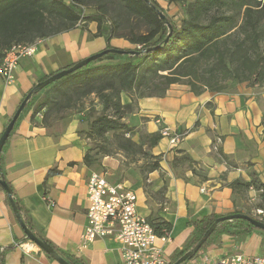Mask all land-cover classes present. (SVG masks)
I'll use <instances>...</instances> for the list:
<instances>
[{
    "label": "crops",
    "instance_id": "crops-1",
    "mask_svg": "<svg viewBox=\"0 0 264 264\" xmlns=\"http://www.w3.org/2000/svg\"><path fill=\"white\" fill-rule=\"evenodd\" d=\"M96 33L97 24L88 22L45 39L34 57L21 60L13 85L6 86L0 78V136L26 95L43 78L108 49L106 39ZM130 45L124 39L110 42L117 49ZM122 103L131 104V97L123 94ZM86 111L70 112L48 126L42 124L40 115L32 121L33 110L23 113L5 148L4 174L13 198L22 202L36 229L60 250L87 264H120L119 245L112 240H97L81 248L89 207L88 180L98 172L84 162L87 143L80 130L86 123ZM125 122L137 130L138 140L140 135L159 134L162 127L183 135L177 147L162 137L149 148L153 156H161V170L143 178L136 174L135 183L111 180L118 163L110 157L103 161V173L110 182L123 183L137 193L141 215L173 225L171 241H158L169 260L195 236L189 220L212 214L223 217L241 209L230 183L250 181L253 172L264 183V84L230 82L225 92L199 95L187 85L175 84L164 97L137 99ZM214 141L228 156V163L213 151ZM180 151L198 163L196 170H204L208 180L203 181L188 167L178 169L180 176L175 174L172 163L181 157ZM144 182L150 186L148 191ZM246 197L247 205L254 204L261 200V192L251 189ZM243 237L246 239L241 243L240 238L222 235L194 258L207 252L218 258L264 255V234L254 232ZM0 264H59L26 242L2 188Z\"/></svg>",
    "mask_w": 264,
    "mask_h": 264
},
{
    "label": "trees",
    "instance_id": "trees-1",
    "mask_svg": "<svg viewBox=\"0 0 264 264\" xmlns=\"http://www.w3.org/2000/svg\"><path fill=\"white\" fill-rule=\"evenodd\" d=\"M68 1L69 3L67 0H0V66L6 51L13 46L32 44L37 40L70 32L79 27L80 23L95 22V36L104 37L108 49L113 48L110 46L113 39H124L134 45L136 48L131 50L133 55L108 54L37 92L23 113L30 111L41 94H44L45 100L35 106L32 121L44 111V126H48L53 120L66 118L70 112L87 110L85 122L88 124L89 137L101 139L108 144L114 143L116 149L131 158L132 162L145 160L142 167L145 177L161 170V156H153L146 149L156 146L162 136L160 133L145 134L140 135L139 142L132 139L134 128L123 123L122 119L131 112L137 99L164 97L175 84L187 85L194 94L199 95L205 91L225 92L230 82H248L251 86H261L264 83V0H168L170 4H186L187 17L182 19L180 25L165 13L157 0ZM152 5L167 16L172 32ZM84 10L93 13L83 16ZM136 19L146 24L145 33H136ZM123 94L131 97V104L123 105ZM93 97L95 99L87 108L86 101ZM96 106L101 110L97 111ZM22 114L0 155V182H6L11 190L4 174L5 148L14 135ZM109 133L114 134L113 140L107 138ZM215 145L217 150L213 151L228 163V156L222 153L216 141L213 148ZM104 153L105 156L111 155V151L106 148ZM179 154H182L181 157L174 159L172 163L177 176H180V169L188 167L194 175H200L203 181L208 180L204 170L201 173L196 170V161L182 151ZM84 162L90 168L95 165L89 152L86 153ZM250 176V181L238 179L229 186L235 196L242 200L247 198L251 189L260 191L262 204L259 208L264 210V183L257 173L253 172ZM14 202L22 221L37 238L52 246L69 264H87L63 252L47 239L36 229L22 202L17 198H14ZM8 204L11 207L9 198ZM236 213L251 215L241 210H236ZM219 218L220 216L212 214L189 220V224L194 227L195 236L170 264H174L191 250ZM261 221L264 222V219L261 218ZM150 222L160 237L164 231H172L173 225L169 222ZM258 231L246 220L223 222L200 252L213 245L215 239L222 235L241 238ZM26 242L30 241L26 239Z\"/></svg>",
    "mask_w": 264,
    "mask_h": 264
},
{
    "label": "built area",
    "instance_id": "built-area-1",
    "mask_svg": "<svg viewBox=\"0 0 264 264\" xmlns=\"http://www.w3.org/2000/svg\"><path fill=\"white\" fill-rule=\"evenodd\" d=\"M85 13L84 10L83 16ZM43 41L15 45L6 51L0 66V78L6 86L15 83L21 60L34 57ZM160 134L168 138L173 147L183 140V135L169 127H162ZM213 150H217L216 145ZM88 200L87 225L81 237L82 249L97 240H112L119 245L120 264L171 263L158 245V241L170 242L171 232L164 231L161 237L156 234L150 220L140 214L138 195L133 189L123 183L110 182L103 172H94L88 180ZM258 214H263V211L259 210ZM186 264H264V255L237 254L218 258L207 252Z\"/></svg>",
    "mask_w": 264,
    "mask_h": 264
},
{
    "label": "water",
    "instance_id": "water-1",
    "mask_svg": "<svg viewBox=\"0 0 264 264\" xmlns=\"http://www.w3.org/2000/svg\"><path fill=\"white\" fill-rule=\"evenodd\" d=\"M146 1L149 2V0H146ZM152 8L157 11V13L160 16V19L168 25L170 32H172V26L169 24V22L167 20V16L163 12H161L160 10H157V8L154 5H152ZM108 54H119V55L131 54V55H133L134 52L133 51H126V50H122V49H117V48H109V49H106V50H104L98 54L92 55L91 57H89L87 59L80 61L79 63L73 65L69 69H64V70L58 71L54 75L49 77L48 79L41 81L38 84H36L31 89V91L26 95L24 100L21 102L17 111L15 112V114L13 115L11 120L9 121V123L6 126L2 135L0 136V155H1V152H2V150L6 144L7 140L9 139L11 132L13 131V129L15 127L16 122L20 118L23 111L26 109V107L29 104V102L31 101L32 97L37 92L46 89L47 87L53 85L54 83L62 80L65 77H67L68 75L77 72L78 70L88 66L92 62H95V61L103 58L104 56H106ZM0 185H1L2 189L6 192L8 198L10 200V204H11V207H12L13 212L15 214V217L18 220L22 229L24 230L25 235H26V239H28L30 242H32L34 245H36L45 254L49 255L57 263L69 264L64 258H62L55 251V249L52 246H50L48 243L43 242L42 240L37 238L29 230V228L24 224V222L22 221V219L20 217L19 211H18V209L15 205V202H14V198H13L11 188L9 187V185L6 182H0ZM236 220H246L252 226H254L257 230L264 232V222L261 220H257L255 218L251 217L250 215L236 213V214H231V215L220 217L206 231V233L199 240V242L191 250H189L182 257H180L174 264H183L187 260L193 259L195 256H197L200 253L202 247L205 245V243L208 241V239L211 237V235L215 232V230L219 227V225H221L223 222H232V221H236Z\"/></svg>",
    "mask_w": 264,
    "mask_h": 264
},
{
    "label": "rangeland",
    "instance_id": "rangeland-1",
    "mask_svg": "<svg viewBox=\"0 0 264 264\" xmlns=\"http://www.w3.org/2000/svg\"><path fill=\"white\" fill-rule=\"evenodd\" d=\"M157 2H158V4H160L163 7L162 8L160 6L165 11V13L168 16H170L171 18H173V20L178 25L181 24L182 19L187 17L186 12H185L186 4H170L168 0H157ZM90 13H93V11H86L85 15L86 14L88 15ZM134 29H135L136 33L142 34V33H145L147 31V26L142 20L136 19L135 20V28ZM135 48L136 47L134 45H130V47L128 49H122V50H127V51L130 50L131 51V50H134ZM263 50H264V44H263ZM94 99L95 98L93 97V98H91V100L89 99V100L86 101V107L87 108L90 107L91 101L94 100ZM44 100H45V96H44V94H41L36 99V101L34 103V106H32L30 108V110H34L35 106L39 105ZM95 109L97 111L101 110V108L99 106H96ZM43 114H44V111L42 113H40L39 115L43 116ZM86 114H87V112L85 113V115ZM129 114L130 113L126 114V117H128ZM125 118L122 119L123 123H127V122H125ZM54 121H58V120H53L51 122H54ZM133 124L134 123L132 122V125ZM88 131H89L88 124L85 123L83 125V127L81 128L80 133H81L82 138L87 143V152L90 153V155H91V157H92V159L94 161L95 171L104 172L105 168L103 167V161H104V159L106 157H110V158L116 160L117 163H118V170L113 175L114 177L110 176L111 180H113L115 182H124V179H127V180H130V182L135 183L134 182L135 181V176L134 175H136V174L140 175V176H142L141 178L145 177V174H143V171H142V167H143V165L145 163V160L140 159L137 162H132L131 158H128L124 153H122V152H120V151H118L116 149L114 143L108 144V143L104 142L101 139L90 138L89 135H88ZM136 131L137 130L134 129V132L132 134V139L134 141H136V142H139L138 136L136 134ZM126 136L130 137V134H127ZM107 138L110 139V140H113L114 139V134L113 133L107 134ZM105 148L111 151V155L110 156H105V153H104ZM146 150L149 151V149H146ZM144 183H145V190L148 191L150 186H149V184H147V182H144ZM237 199L239 201V206L241 208L239 210H241L243 212H248V213L251 214L250 215L251 217H253V218L257 219V220H261L260 218L257 217V216H259L258 211L262 210V209L259 208V205L262 204L261 200L257 201L254 204H250L249 203V205H247L245 203V200L247 198L245 200H242V199H239V198H237ZM262 211H263V214H261L260 216L264 219V210H262ZM258 232L264 234V232H262V231H258ZM219 238L220 237L215 239L214 244H216V242L218 241ZM244 239H246V237H241L238 240H240V242L242 243L244 241ZM176 254H178V253H176ZM176 254L170 259V262L173 260V258L176 256Z\"/></svg>",
    "mask_w": 264,
    "mask_h": 264
}]
</instances>
